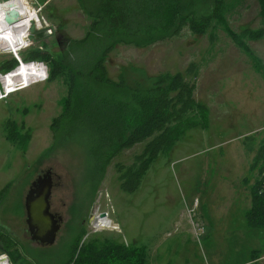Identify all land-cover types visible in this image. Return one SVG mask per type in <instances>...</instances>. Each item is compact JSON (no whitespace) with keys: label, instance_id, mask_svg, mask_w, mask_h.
<instances>
[{"label":"rangeland","instance_id":"obj_1","mask_svg":"<svg viewBox=\"0 0 264 264\" xmlns=\"http://www.w3.org/2000/svg\"><path fill=\"white\" fill-rule=\"evenodd\" d=\"M44 1H33L44 29L32 24L30 43L20 57L47 46L67 71L83 51L72 42L86 36L94 18L83 6L86 0H50L40 6ZM223 1L226 21L236 33L264 28L258 0ZM46 29L52 34L37 39ZM247 44L254 57L214 24L204 35L185 28L179 37L147 48L120 44L111 51L105 64L109 77L117 81L124 75L133 87H150L157 74L185 73L194 65L188 79L196 81V100L209 108L208 126L188 130L170 152L162 153L134 193L122 191L117 166L132 165L145 143L114 158L91 194L89 149L95 140L89 117L81 111L90 93L98 97L96 91L108 87L88 79L75 86L64 74L0 100V193L10 185L0 195V262L13 264L1 249L2 236L9 235L27 262L75 264V242L85 230L81 245L145 246L147 264H264L263 234L245 220L251 188L260 180L261 162L256 168L254 163L264 140V38ZM11 58L10 52L3 53L0 62ZM75 87L81 104L54 133L53 121L64 115V102ZM8 121L31 129L26 152L7 139ZM48 170L54 174L52 210L63 223L56 242L41 245L28 232L25 199L32 183ZM99 214H107L111 225L95 228L91 222ZM255 251L262 257L257 262L252 261Z\"/></svg>","mask_w":264,"mask_h":264},{"label":"trees","instance_id":"obj_2","mask_svg":"<svg viewBox=\"0 0 264 264\" xmlns=\"http://www.w3.org/2000/svg\"><path fill=\"white\" fill-rule=\"evenodd\" d=\"M258 4L260 14L264 17V0H258ZM83 6L90 8L88 14L94 21L83 39L72 42L76 47L83 46L79 56L75 55L72 67L66 71L63 62L54 59L47 46L44 50L22 53V59L25 62L51 65L50 81L67 74L75 82V86L88 79L108 87L98 90L99 92L94 89L101 96L95 97L90 93L87 96V107H83L81 111V115L89 117L95 140L93 148L89 149L92 166L88 177L95 185L91 194L94 195L97 191L107 166L114 158L125 149L145 143L144 150L135 157L132 165L117 166L122 191L134 193L142 185L153 162L162 153L170 152L188 130L208 126L209 109L196 100V81L188 79L195 70L194 65L185 73H159L151 78L150 87L144 88L139 84L133 87L127 85L124 75L117 80L119 82L109 77L105 64L111 51L120 44L147 48L179 37L185 28L192 34L204 35L214 24H218L242 51L254 57L247 41L264 38V28H247L240 33L233 31L225 18L223 0H86ZM17 66L18 62L14 58L0 62V70L4 73ZM75 90L76 87L74 91L72 88L69 98L64 102V115L53 121L51 129L54 133L61 120L67 118L65 116L74 111L76 105L81 104V98L76 100ZM7 123V139L26 152L32 139L31 129H27L25 123L20 126L11 121ZM260 162L261 172L264 166V144L257 155L254 168ZM9 187L10 185L0 195ZM250 199L251 205L245 213V220L248 227L262 232L264 242V191L260 180L251 188ZM85 233L83 230L75 242L71 262L147 264L145 247L113 242H106L99 248L93 244L81 245L80 240ZM1 242V249L13 264H32L23 258L19 242L11 236L3 235ZM255 253L254 257L258 256L259 251ZM258 258L260 257L253 258L252 261Z\"/></svg>","mask_w":264,"mask_h":264},{"label":"built area","instance_id":"obj_3","mask_svg":"<svg viewBox=\"0 0 264 264\" xmlns=\"http://www.w3.org/2000/svg\"><path fill=\"white\" fill-rule=\"evenodd\" d=\"M33 1L34 0H0V14H3L2 18L6 17L5 12H7L8 17H11L15 21V22L13 21L11 23L9 30H11L12 26H14V29L23 28L24 26L26 27V31L24 33V37L22 38V42L18 46H16V48H12L13 51L7 50L6 42L4 39H2V36L0 33V56L3 53L10 52L12 54V58H14L18 62L17 68H15L14 70H12L10 72L4 73L0 70V100H3L4 98L8 97L10 94L18 92V91H20L24 88L30 87L34 84L43 82L49 78V69L45 63H43V62H25L20 57L21 52L25 48H27L29 43H30V34H31L32 24L35 22L40 23L39 18H38V14H37V10H35V8H34ZM8 4H11L10 5L11 7L9 9H6L4 12L3 7L7 6ZM29 7H31L32 10L34 11V13L37 15V20H34L33 18H31L28 21L29 25L26 24L24 21V26H23V25H21V23H19L20 20H18V14L22 11H25L26 14L29 15V13H28ZM38 27L40 29H44V26L41 23L38 25ZM44 33L47 35H50V34H52V31L46 29L44 31ZM5 39L9 43L14 42V40H15L14 34H10L9 37L5 38ZM23 65H37V66H41V67L45 68L44 77L32 79L29 81H27L25 78H23L20 81H17V79H15V82L9 81V78H11V79L13 78L12 74L14 73V71L18 70ZM40 79H42V80L39 81ZM260 181H261L262 188L264 191V166L262 167L261 172H260ZM99 215H100V216H98L99 218L98 219L96 218V220L93 221L94 224L91 222V224L94 225L95 228H101V227H106L107 225H111V221L107 216L103 217L102 214H99ZM97 220H100V222H102V223H98ZM102 220H104L105 222L103 223ZM104 224H105V226H104Z\"/></svg>","mask_w":264,"mask_h":264},{"label":"water","instance_id":"obj_4","mask_svg":"<svg viewBox=\"0 0 264 264\" xmlns=\"http://www.w3.org/2000/svg\"><path fill=\"white\" fill-rule=\"evenodd\" d=\"M46 34L40 33L37 39L45 38ZM53 193L52 171L48 170L32 183L25 199L27 212V225L31 240L41 245H53L61 229L63 219L56 217L51 212V197ZM106 217V214L102 215Z\"/></svg>","mask_w":264,"mask_h":264},{"label":"bare ground","instance_id":"obj_5","mask_svg":"<svg viewBox=\"0 0 264 264\" xmlns=\"http://www.w3.org/2000/svg\"><path fill=\"white\" fill-rule=\"evenodd\" d=\"M8 5H10V4H8ZM4 7H3V9L5 12ZM28 13H29V15L26 14L25 11H23V13L18 14V20H20L19 23H21V25H23V26H24V21L26 24H28L29 23L28 21L31 18L37 19V15L34 13V11L30 7L28 8ZM2 15L3 14H0V33H1L2 39H4L6 42L7 50L13 51L12 48H16V46H18L22 42V38L24 37L26 27L24 26L23 28L14 29V26H12L11 27L12 31L9 30L10 25L14 20L11 17H8L7 12H5L6 17L2 18ZM10 34H14V38H15L14 42H11V43L7 42V40L5 39V38H8ZM44 75H45V68H43L41 66L23 65L21 68L14 71V73L12 74L13 78L12 79L9 78V81L15 82V79H17V81H20L23 78H25L27 81H29L32 79L43 78ZM41 80L42 79H40L39 81H41ZM98 218L99 217H97V219ZM102 221H103V223L105 222L104 220H102ZM97 222L102 223V222H100V220H97ZM104 226H105V224H104ZM107 226H110V225H107ZM0 264H10V262H9V260H3L0 262Z\"/></svg>","mask_w":264,"mask_h":264},{"label":"crops","instance_id":"obj_6","mask_svg":"<svg viewBox=\"0 0 264 264\" xmlns=\"http://www.w3.org/2000/svg\"><path fill=\"white\" fill-rule=\"evenodd\" d=\"M50 2V0H45L44 2H43V4H40V6H42V7H44L45 5H47L48 3ZM89 5H90V7L92 6L90 3H89ZM94 5V4H93ZM44 9V8H43ZM209 109V108H208ZM208 120H209V118H208ZM209 122V121H208ZM261 144L263 145L264 144V140H263V142L261 141ZM262 145H260V148H261V146ZM259 151H260V149H259ZM259 153V152H258ZM257 157V156H256ZM249 209H250V207H249ZM160 246H161V244H160V242H158L157 243V245H156V248L157 249H160ZM145 247V246H144ZM146 248V247H145ZM147 249V248H146ZM255 258H257V257H255ZM262 257H260V258H258L257 260H255L254 262H257L258 260H260ZM166 261H164L163 263H165ZM156 264H157V261H156ZM167 264H172L171 263V261H169Z\"/></svg>","mask_w":264,"mask_h":264},{"label":"flooded vegetation","instance_id":"obj_7","mask_svg":"<svg viewBox=\"0 0 264 264\" xmlns=\"http://www.w3.org/2000/svg\"><path fill=\"white\" fill-rule=\"evenodd\" d=\"M44 174V173H43ZM43 174H41V175H43ZM40 176V175H39ZM52 177H53V189H54V186H55V184H54V174H53V172H52ZM52 198V197H51ZM51 212L58 218V217H61L58 213H56V212H54L53 210H52V206H51ZM28 232H29V230H28ZM30 233V232H29ZM34 243H37V244H41V243H39V242H34Z\"/></svg>","mask_w":264,"mask_h":264}]
</instances>
